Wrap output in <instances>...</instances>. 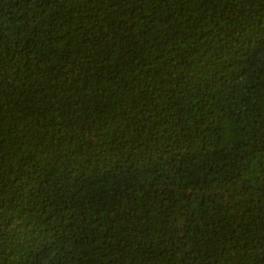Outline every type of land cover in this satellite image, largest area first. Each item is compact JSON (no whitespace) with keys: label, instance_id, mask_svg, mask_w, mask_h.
Segmentation results:
<instances>
[{"label":"trees","instance_id":"1","mask_svg":"<svg viewBox=\"0 0 264 264\" xmlns=\"http://www.w3.org/2000/svg\"><path fill=\"white\" fill-rule=\"evenodd\" d=\"M0 264H264V0H0Z\"/></svg>","mask_w":264,"mask_h":264}]
</instances>
